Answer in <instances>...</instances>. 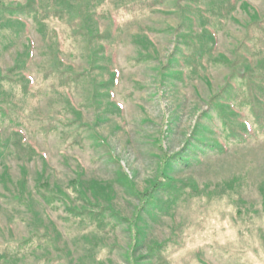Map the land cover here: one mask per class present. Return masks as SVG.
Returning <instances> with one entry per match:
<instances>
[{"label": "rangeland", "instance_id": "1", "mask_svg": "<svg viewBox=\"0 0 264 264\" xmlns=\"http://www.w3.org/2000/svg\"><path fill=\"white\" fill-rule=\"evenodd\" d=\"M0 264H264V0H0Z\"/></svg>", "mask_w": 264, "mask_h": 264}, {"label": "trees", "instance_id": "2", "mask_svg": "<svg viewBox=\"0 0 264 264\" xmlns=\"http://www.w3.org/2000/svg\"><path fill=\"white\" fill-rule=\"evenodd\" d=\"M165 157L166 158H165V160L163 161V164H162L163 168H164V165L166 164L167 158L169 156L166 155ZM162 171L164 173V170H162ZM158 185H159V182L156 183L150 191H147V192H144V193H138V196H139L140 201H141V204H140L141 207H139L138 213L136 214V218L138 217V215L141 212V210L148 204V202H150L153 199L152 190L156 189L158 187ZM133 226H134V223H133Z\"/></svg>", "mask_w": 264, "mask_h": 264}]
</instances>
